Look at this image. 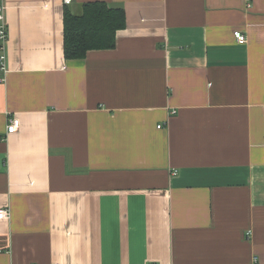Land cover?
I'll return each instance as SVG.
<instances>
[{
    "label": "crops",
    "instance_id": "obj_1",
    "mask_svg": "<svg viewBox=\"0 0 264 264\" xmlns=\"http://www.w3.org/2000/svg\"><path fill=\"white\" fill-rule=\"evenodd\" d=\"M94 1L127 27L67 60ZM5 3L0 264H264V0Z\"/></svg>",
    "mask_w": 264,
    "mask_h": 264
},
{
    "label": "trees",
    "instance_id": "obj_2",
    "mask_svg": "<svg viewBox=\"0 0 264 264\" xmlns=\"http://www.w3.org/2000/svg\"><path fill=\"white\" fill-rule=\"evenodd\" d=\"M127 27L123 8L103 1L85 3L81 13L64 10V56L81 60L90 51L111 50L117 45V33Z\"/></svg>",
    "mask_w": 264,
    "mask_h": 264
},
{
    "label": "built area",
    "instance_id": "obj_3",
    "mask_svg": "<svg viewBox=\"0 0 264 264\" xmlns=\"http://www.w3.org/2000/svg\"><path fill=\"white\" fill-rule=\"evenodd\" d=\"M8 7L5 0H0V68L1 71L7 72V46L9 43V31L7 21ZM234 37L239 45H245L248 42L246 35L241 31H235ZM20 126V121L13 118L7 127V132L11 133L16 131ZM11 217L9 209L0 210V220H8Z\"/></svg>",
    "mask_w": 264,
    "mask_h": 264
}]
</instances>
